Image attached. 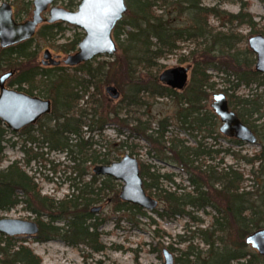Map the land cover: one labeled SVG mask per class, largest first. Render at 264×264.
I'll return each mask as SVG.
<instances>
[{
  "label": "trees",
  "instance_id": "trees-1",
  "mask_svg": "<svg viewBox=\"0 0 264 264\" xmlns=\"http://www.w3.org/2000/svg\"><path fill=\"white\" fill-rule=\"evenodd\" d=\"M125 2L127 11L112 31L117 51L107 55L110 60L96 61L94 57L73 66L71 72L60 64L41 65L33 46L35 37L56 42L64 35L60 21L43 24L29 39L0 46V71L14 70L6 84L51 101L49 114L20 130L26 135L22 144L25 165L42 155L31 147L41 141L49 150L63 152L73 163L74 173L68 192L57 198L42 194L35 176L19 160L2 166L4 142H10L6 139L10 130L0 120V210L23 204L35 214L38 224L34 241L57 239L75 248L87 246L93 253L106 248L99 230L103 219L91 211L94 205L111 200L114 211L137 212L155 224L144 209L119 198V181L95 175L87 166L113 161L109 153L92 148L90 134L96 130L101 133L106 124L116 121L126 126L131 135L147 140L151 145L148 153L158 162L170 163L187 176L188 184L182 185L175 182L174 174L159 173L154 165L139 162L144 189L159 201L152 212L163 219L186 218L185 234L178 235L180 241H188L186 234L192 233L206 246L203 249L188 242L183 256L175 257L174 264H264V256L247 249L244 241L247 234L264 226V101L255 96L256 92L246 97L236 95L240 86L254 85V90L264 91V76L254 69L255 57L248 45L238 47L246 36L230 27L234 24L256 29L248 2L237 0V13L203 5L202 0ZM31 4L32 0H21L20 10L27 15ZM211 19L228 29L216 30ZM81 38L75 33L66 42L55 44L56 49L69 53ZM181 44L190 48L179 60L190 62L192 67L187 85L178 91L159 82L158 60L175 53ZM209 70L223 75L227 85L222 92L230 109L255 133L257 151H234L219 142L223 139L244 145L219 132L220 120L206 106L209 91L215 88ZM103 84L119 89V104L112 105V100L102 95ZM145 96L167 98L176 109L168 115L160 113L158 118L152 114L144 118L142 113L141 118L140 109L149 105ZM10 144L14 146L16 142ZM226 156L233 162L226 163ZM164 182L170 186L164 187ZM199 211L210 217L206 227H200L203 220L196 214ZM154 233L157 238L164 237L163 231L154 229ZM25 241L0 234V264H41L40 256ZM163 247L174 250L171 244Z\"/></svg>",
  "mask_w": 264,
  "mask_h": 264
},
{
  "label": "rangeland",
  "instance_id": "rangeland-1",
  "mask_svg": "<svg viewBox=\"0 0 264 264\" xmlns=\"http://www.w3.org/2000/svg\"><path fill=\"white\" fill-rule=\"evenodd\" d=\"M1 1L3 0H0V2ZM7 1L12 4L13 14L16 20H25L31 16L33 9L32 4L29 8L28 14L25 15L22 10H20L21 0ZM244 1L248 2V11L254 16L253 19L256 22V29L252 30L245 25L235 26L233 24L230 26L233 31L246 36V39L238 44L240 49H243L247 45V39L249 36L257 33L264 35V3L261 0ZM79 2L80 0H55L53 5L61 6L70 10H76ZM202 3L206 6L216 5L220 9L230 13H237L240 10V4L237 2V0H202ZM15 5H17L18 8L17 6L15 7ZM17 10H20L19 14H17ZM42 15L45 19L49 17L48 11H45ZM45 23L48 22L44 21L38 25L37 30H39ZM61 23L65 28L64 35L59 36L56 42L46 41L37 35L35 37L33 46L37 51V61L41 63V65H43L42 60L45 49L50 50L52 56L58 55V57L62 60L68 53L59 52L56 49L55 44L66 42L67 39H71L75 33L81 34V36H83V31L80 28L64 22ZM210 24L216 28V30L228 29L227 25H221V23L215 19H211ZM189 48L190 47L187 44H181L180 49H178L175 53L159 59L158 62L161 64V66H159V73L168 67L190 65V79L192 64L188 61L180 62L179 60L181 54H187ZM75 50L69 53H72ZM110 59L111 58L105 54L96 56V61ZM60 65L64 66L65 71L67 72H71L74 69L73 66L64 65L63 62H61ZM209 71L212 72V80L215 82V88L209 91V98L206 102L207 108L211 109L210 104L212 102V94L215 92H222V89L227 84L224 81L223 75H216L214 71ZM1 73L2 72L0 71V74ZM144 75L145 73L142 72V76ZM106 85L113 84H103L101 86L102 95L111 99L104 90ZM254 88V85L251 87L240 86L236 90V95L246 97L247 95H253L256 92L257 94L255 96L260 98L261 101H264L263 89L260 88L254 90ZM34 95L37 94L34 93ZM121 98L122 94L120 92L119 98L115 100L111 99L112 105L119 104ZM144 98L149 102V105L147 107L142 106L140 109L141 112H139V115L141 118L142 113L144 114V118L149 114H152L158 118L160 113L168 115L171 114L174 109H176L174 103L167 98H151L147 96ZM128 116L129 115L126 117ZM152 125H155V122H153ZM171 128L174 130V132L176 131L175 127ZM25 136L26 135L24 133L21 134L20 131L14 132L12 130L6 134V139L8 138L10 142L15 141L16 144L12 146L10 142H4L5 158L3 160L2 166L7 165L13 160H19L21 165L30 174L35 176L41 188L42 194H47L57 198L63 197V195L69 190L68 185L70 183V177L74 176L72 168L73 163L64 155L63 152L49 150L46 143L36 141L31 144L32 150L34 152H41L42 155L38 156L35 161L25 165L23 160L24 154L22 152V144L24 142ZM90 136H92L94 141L92 148L98 153H109V156H112L113 160H118L124 154H131L132 150H134L135 152H133L132 155L138 159V162L143 161L146 164L154 165V168L158 170L159 173L174 174L173 177L176 183H180L182 185L188 184L187 176L183 171L179 170L170 163L168 164L158 162L154 157H152L151 153H148L151 145L147 140L131 135L129 129L126 126L120 125L116 121L106 124L101 133L96 130L92 132ZM219 142L223 146H231L232 150L234 151L241 150V152H247L248 154H251L259 149V146L256 144L244 143V145L239 146L223 139H219ZM29 145L30 143H27V146ZM224 161L226 163L233 162L230 156H226ZM94 165L95 164L93 163H88L87 165L91 173H93L92 167ZM88 178L89 176L86 177V179ZM120 183L122 184V182ZM169 186V183L164 182V187ZM114 204L115 203L111 200H105L100 204H97L102 206V208L95 213L100 219H103V223L99 230L101 231V242L106 248L102 252H90L89 248L84 245H79L77 248H75L57 239L45 242H37L33 240V237L18 236V238L26 239L24 243L28 245L34 253L40 256L42 260L41 264H163V255L161 249L165 245L171 244L173 246L174 250L171 252L174 258L183 256L182 251L190 241L193 246L203 249L206 248L200 239L195 235H192V233L186 234L185 238L188 239V241H180L178 235L185 234L184 224L188 221L186 218L176 216L174 218L163 219L160 218L156 213L145 210L150 218L155 221V224H150L149 218L144 217L137 212H130L129 214H126L123 212L114 211ZM205 210L211 211L209 208H206ZM196 214L203 220V223L200 225V227H206L210 223L209 215L202 211H199ZM1 217L35 220V214L27 209L23 204H19L16 207L6 211L0 210V218ZM154 229H157L159 232L163 231L164 237L162 239L155 237ZM159 242L162 244H159ZM246 247L247 249L256 252V250L250 245L246 244Z\"/></svg>",
  "mask_w": 264,
  "mask_h": 264
},
{
  "label": "water",
  "instance_id": "water-1",
  "mask_svg": "<svg viewBox=\"0 0 264 264\" xmlns=\"http://www.w3.org/2000/svg\"><path fill=\"white\" fill-rule=\"evenodd\" d=\"M55 0H32V14L25 20L14 18L12 4L3 0L0 2V46L7 47L33 37L38 25L44 21L64 22L80 28L83 36L74 52L68 53L62 60L52 56L50 50L43 52V65L75 66L89 61L96 56L112 55L117 50L112 31L116 23L127 11L125 0H80L76 10L53 5ZM48 11V18L43 13ZM247 45L255 54L254 69L264 76V35L253 34L248 37ZM190 65H178L163 69L158 74V80L163 85L181 91L189 81ZM14 74L8 70L0 74V120L12 131L18 132L25 126L36 123L42 116L51 111L50 99L31 95L22 90L10 87L6 81ZM105 92L112 100L119 98L120 92L114 85H106ZM212 111L218 116V130L227 137H234L247 144H256L257 137L252 129L243 123L237 114L230 109L224 92L212 94L210 104ZM95 175L109 176L122 182L119 198L122 201L137 205L144 210L152 211L158 207L156 197L149 195L143 187V179L139 171L138 159L129 153L110 163H96L92 167ZM101 205H94L92 212H98ZM38 233L35 220L19 218H0V234L5 236L33 237ZM246 244L264 256V226L258 228L244 238ZM163 264H174L172 252L163 247Z\"/></svg>",
  "mask_w": 264,
  "mask_h": 264
},
{
  "label": "flooded vegetation",
  "instance_id": "flooded-vegetation-1",
  "mask_svg": "<svg viewBox=\"0 0 264 264\" xmlns=\"http://www.w3.org/2000/svg\"><path fill=\"white\" fill-rule=\"evenodd\" d=\"M254 54V53H253ZM254 57H255V54H254ZM254 64H255V62H254Z\"/></svg>",
  "mask_w": 264,
  "mask_h": 264
}]
</instances>
